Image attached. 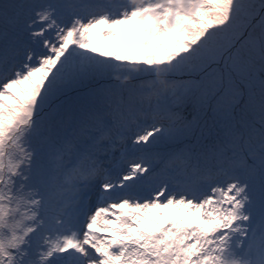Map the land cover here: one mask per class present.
Masks as SVG:
<instances>
[{
	"label": "snow or ice",
	"instance_id": "snow-or-ice-1",
	"mask_svg": "<svg viewBox=\"0 0 264 264\" xmlns=\"http://www.w3.org/2000/svg\"><path fill=\"white\" fill-rule=\"evenodd\" d=\"M0 264H264V0H0Z\"/></svg>",
	"mask_w": 264,
	"mask_h": 264
},
{
	"label": "rangeland",
	"instance_id": "rangeland-1",
	"mask_svg": "<svg viewBox=\"0 0 264 264\" xmlns=\"http://www.w3.org/2000/svg\"><path fill=\"white\" fill-rule=\"evenodd\" d=\"M57 103H59V101H57Z\"/></svg>",
	"mask_w": 264,
	"mask_h": 264
}]
</instances>
